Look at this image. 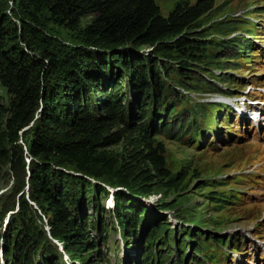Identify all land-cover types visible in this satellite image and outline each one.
Instances as JSON below:
<instances>
[{
  "label": "trees",
  "instance_id": "16d2710c",
  "mask_svg": "<svg viewBox=\"0 0 264 264\" xmlns=\"http://www.w3.org/2000/svg\"><path fill=\"white\" fill-rule=\"evenodd\" d=\"M11 1L10 6L0 0V84L9 95L7 103L0 97V163L9 165L19 187L8 208L13 213L6 221L5 258L13 264H61L65 253L74 264L99 238L106 240L101 200L109 196L122 238L139 235L141 258H146L165 234L167 221L144 227L143 205L125 191H109L107 184L147 194L156 183L171 182L165 144L152 138L148 119L154 122L160 112L168 127L178 120L179 127L191 126L198 111L184 109L187 116L178 119L172 103L185 105L186 95L170 80L193 88L197 82L192 81H198L194 66L236 64L249 53L250 41L206 39L200 32L199 19L215 0H176L166 15L156 0ZM85 15L91 17L81 26ZM42 17L75 30V39L51 35L42 29ZM226 79L205 81L211 85L207 91L219 92L212 86ZM118 142L122 150L113 151ZM184 175L171 185H179ZM223 197L234 200L232 193ZM33 204L46 217L48 232L35 222L42 219L34 217ZM4 215L0 209V225ZM96 218L103 231L91 236L88 228ZM194 245V252L202 254L200 240ZM232 246L240 245L233 241ZM194 258L192 264H203Z\"/></svg>",
  "mask_w": 264,
  "mask_h": 264
},
{
  "label": "rangeland",
  "instance_id": "374dc122",
  "mask_svg": "<svg viewBox=\"0 0 264 264\" xmlns=\"http://www.w3.org/2000/svg\"><path fill=\"white\" fill-rule=\"evenodd\" d=\"M175 1L156 0L164 15L172 9ZM8 4L11 6L12 1L8 0ZM90 17L91 15L82 17L81 26ZM41 22L44 24L41 26L42 29L48 30L51 35L65 42L75 39L77 34L75 30L57 24L49 18H43ZM199 25L200 32L205 34L206 39L224 41L244 37L245 40L257 46L251 45L249 53L238 59L236 64H215L204 61L194 66L193 74L198 77L199 82L195 80L192 82H197V87L191 85L193 88L186 90L170 80L175 90L186 95L184 96L185 105H181L178 101L172 103L176 104L178 119L185 118L187 112L184 109L189 108H195L198 113L204 112L208 115L207 113L216 109L213 101L227 98L225 95H228L229 101L236 99L247 101L249 96L251 103H254L259 100L258 97L264 91L263 52L257 51L261 48L260 46L264 48V0H215L213 8L200 17ZM144 50L148 52L149 48ZM210 51L213 49L210 48ZM217 65L230 67L222 70L216 67ZM212 77H229L221 83H215L216 86H212V90H217L219 93L207 91L210 90L211 85L210 82L205 83V81H211ZM107 86L109 85L104 84V89H108ZM8 96L6 89L0 84V97L4 103H7ZM99 97L101 96L97 94V99ZM201 116H197L195 120H201ZM149 120L152 121V118L148 119L152 128V130L149 129L152 138L161 140L165 144L166 165L170 174L174 176L171 182L185 174L181 183L173 186L171 182L162 180L154 185L152 192L147 194H135L124 185L114 187L107 184V187L109 191L110 189L125 191L131 199L143 205L146 217L144 227L148 228V225L158 220L167 221L168 227L165 234L155 242L151 253L146 258H141L143 239L139 240V235L134 236L132 232L126 235L127 238H122L118 216L111 206L113 199L109 196L110 201L105 198L101 200L106 209L103 218H107L108 221L106 232H102L103 235H107L106 240L102 241L99 238L98 245L85 252L84 255L76 256L74 264H129L132 261L138 264L140 262L142 264L143 261H149L150 264H192L194 256H198L194 252L196 240H200L202 252L200 255H207L205 258L213 261V264H225L222 253L228 248L226 246L228 236L234 238L241 234L264 242V188L257 185V183L264 184L261 179V176H264V132L259 141L243 139L236 144L220 145L212 150L201 148V146L196 147L193 141L188 142L189 127H179V120L173 124V127H168L164 124V120L162 121L160 112L154 122L150 123ZM158 121H162L161 124ZM132 126L133 122L129 123V127ZM168 128L172 129L168 135L154 134L157 130L166 132ZM215 142L218 141L215 140ZM111 148L113 151L120 152L122 142L116 143ZM12 174L9 165L1 162L0 209L5 215L0 225V264H13L12 258L10 260L5 258L3 250L6 221L13 213V210H8L9 204L13 191L19 187V184L12 180ZM229 193L233 194L234 200L232 201L229 197L228 200L223 201L221 199L223 195H229ZM246 194L260 198L258 200L248 199ZM33 208L34 217L37 215L42 219L36 218L35 222L39 225L43 224L48 232L46 217L42 216V210L38 209L35 204ZM102 227L103 225L96 218L94 225L88 228V233L91 236L97 235L99 231H103ZM139 229L137 228L138 233ZM217 238H221L222 241L217 243L215 240ZM252 244L253 241L250 240L246 245L241 264L250 260L249 258L255 251V249L249 251ZM184 251H186L187 260L181 262L179 259L185 255ZM236 253L239 254L237 251ZM60 262L69 264L70 259L68 256L65 259L64 255ZM253 263L250 261L249 264Z\"/></svg>",
  "mask_w": 264,
  "mask_h": 264
}]
</instances>
